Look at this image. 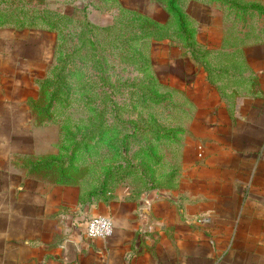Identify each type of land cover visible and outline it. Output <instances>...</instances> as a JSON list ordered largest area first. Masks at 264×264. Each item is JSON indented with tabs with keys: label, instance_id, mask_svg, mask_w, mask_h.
Returning a JSON list of instances; mask_svg holds the SVG:
<instances>
[{
	"label": "crops",
	"instance_id": "1",
	"mask_svg": "<svg viewBox=\"0 0 264 264\" xmlns=\"http://www.w3.org/2000/svg\"><path fill=\"white\" fill-rule=\"evenodd\" d=\"M119 2L169 29L153 65L195 115L179 182L86 197L91 185L66 163L45 162L62 157L59 129L37 108L57 35L4 25L0 264H264V0H177L198 60L173 41L167 0ZM92 216L111 219L109 237L85 234Z\"/></svg>",
	"mask_w": 264,
	"mask_h": 264
},
{
	"label": "rangeland",
	"instance_id": "2",
	"mask_svg": "<svg viewBox=\"0 0 264 264\" xmlns=\"http://www.w3.org/2000/svg\"><path fill=\"white\" fill-rule=\"evenodd\" d=\"M121 4L4 0L0 27L56 32L51 81L37 108L59 129L63 159L80 181L93 185L109 170V185L172 188L179 182L183 141L196 140L190 128L195 115L177 83L165 82L153 65L161 53L158 33L169 29L161 31L154 19L137 11L136 17ZM168 24L180 42L176 20Z\"/></svg>",
	"mask_w": 264,
	"mask_h": 264
},
{
	"label": "trees",
	"instance_id": "3",
	"mask_svg": "<svg viewBox=\"0 0 264 264\" xmlns=\"http://www.w3.org/2000/svg\"><path fill=\"white\" fill-rule=\"evenodd\" d=\"M3 1L4 0H0V3L3 2ZM167 6H168L169 12L173 15V17H174V19L176 20V23H177V33H176V36L181 41L184 42L186 48L190 52L191 57L193 59H195V60H198L200 50L197 47V44L195 42L194 33L191 30L188 29L187 24H186V20H185V18L183 17V15L181 14V12L179 11V9L177 7V0H167ZM130 12H133V11H130ZM134 15H135V13H134ZM139 17H142V16H139ZM155 24L158 25V28L161 31H163V28L161 27V25H159L157 23H155ZM158 35H159L158 36L159 39H163L166 36H169V33L164 34V35H161V33H158ZM56 49H57V47L55 48V54H54L55 61H56V56H57ZM53 67H54V64L51 67V69ZM51 69H50V71H52ZM55 75H57V74H55ZM58 76H60V74H58ZM48 78H50V77L46 76L43 80H41L39 82V86H40L41 93L45 92L46 88L49 87L48 84L51 81V78L50 79H48ZM102 79L103 78H101V80ZM52 80H55V76L53 77ZM50 159L56 160V162L60 163L62 165V167L66 163L65 160L63 159V155L60 158V161L57 158L55 159L54 157H49V158H46L45 162H49ZM109 174H110V171L108 170L107 172H105V174L103 175V177L97 183L91 185V190L89 192H87L86 197L92 196L94 194H100V193H103L106 190L110 189L111 186H112V184L111 185L108 184ZM149 187H157V186H152L151 185V186H148L147 188H149ZM139 190H142V189H139Z\"/></svg>",
	"mask_w": 264,
	"mask_h": 264
},
{
	"label": "built area",
	"instance_id": "4",
	"mask_svg": "<svg viewBox=\"0 0 264 264\" xmlns=\"http://www.w3.org/2000/svg\"><path fill=\"white\" fill-rule=\"evenodd\" d=\"M113 225L110 218L92 216L85 221L84 231L91 238H106L112 234Z\"/></svg>",
	"mask_w": 264,
	"mask_h": 264
}]
</instances>
